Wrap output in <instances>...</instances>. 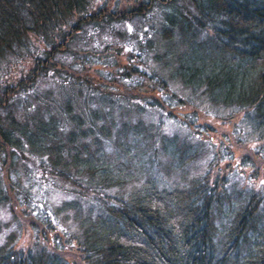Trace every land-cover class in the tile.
<instances>
[{
	"label": "trees",
	"instance_id": "obj_1",
	"mask_svg": "<svg viewBox=\"0 0 264 264\" xmlns=\"http://www.w3.org/2000/svg\"><path fill=\"white\" fill-rule=\"evenodd\" d=\"M260 170L264 0H0V264H264Z\"/></svg>",
	"mask_w": 264,
	"mask_h": 264
},
{
	"label": "rangeland",
	"instance_id": "obj_2",
	"mask_svg": "<svg viewBox=\"0 0 264 264\" xmlns=\"http://www.w3.org/2000/svg\"><path fill=\"white\" fill-rule=\"evenodd\" d=\"M16 68L17 64L14 66V69L11 71L12 75H16ZM44 84V83H43ZM179 109V108H178ZM185 109H179L178 112H182ZM246 173L248 174V172H251L250 169H245ZM260 174V178L264 180V171L260 170L259 173ZM60 195H62L60 193V190H58V192H55L53 190L49 191L47 193V198L51 201L52 204L57 205L58 202L60 201ZM15 215L16 214H20V216H16V220L21 223V228H19V225L17 223H14L12 215L10 213L7 212V208L5 207H0V224L1 227L3 228L6 224L11 225L9 227V229H15V227L18 228L16 234L17 237L14 238V244H16V246H23V247H28L29 245H32V242L36 240L37 243L41 244V245H49V241L51 242L52 239V233L51 232H47L44 234L43 232V227L38 226L37 228H33L31 225V222L27 219L25 220V216L24 214H21L20 210L14 211ZM9 232V231H8ZM1 239V236H0ZM53 246V245H52ZM60 253H62L64 255V257L69 260L70 262L72 261L73 263L76 264H83L81 261V258L79 257L78 252H76L75 247L73 244H69L68 242L63 244V246L60 247L59 250Z\"/></svg>",
	"mask_w": 264,
	"mask_h": 264
}]
</instances>
